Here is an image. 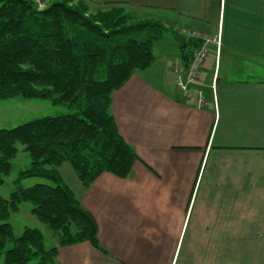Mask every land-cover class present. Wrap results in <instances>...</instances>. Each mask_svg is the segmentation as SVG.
Listing matches in <instances>:
<instances>
[{
    "label": "crops",
    "instance_id": "obj_1",
    "mask_svg": "<svg viewBox=\"0 0 264 264\" xmlns=\"http://www.w3.org/2000/svg\"><path fill=\"white\" fill-rule=\"evenodd\" d=\"M74 1L119 4L170 32L151 66L112 95L119 132L140 159L130 175L106 172L85 188L69 163L59 168L96 220L101 249L56 243L57 261L264 264V0ZM192 32L219 44L208 45L186 98L175 64L187 65L186 44L190 56L200 46Z\"/></svg>",
    "mask_w": 264,
    "mask_h": 264
},
{
    "label": "trees",
    "instance_id": "obj_2",
    "mask_svg": "<svg viewBox=\"0 0 264 264\" xmlns=\"http://www.w3.org/2000/svg\"><path fill=\"white\" fill-rule=\"evenodd\" d=\"M72 2L57 0L39 10L34 0H0V100L47 99L71 111L0 130V187L11 175L19 145L32 163L17 181H47L0 196V264H61L58 245L84 241L101 249L96 220L59 168L69 163L87 188L106 172L127 178L140 160L119 132L112 95L151 66L154 44L170 30L154 19L135 21L119 4L89 16L88 2ZM187 47L182 55L188 65ZM23 203L32 205L58 245L48 248L36 228L14 235L10 218Z\"/></svg>",
    "mask_w": 264,
    "mask_h": 264
},
{
    "label": "rangeland",
    "instance_id": "obj_3",
    "mask_svg": "<svg viewBox=\"0 0 264 264\" xmlns=\"http://www.w3.org/2000/svg\"><path fill=\"white\" fill-rule=\"evenodd\" d=\"M54 1L34 0L39 10L46 8ZM80 2L82 1L75 2L73 0L71 4L76 6ZM89 6V12L87 13L89 16H93L99 10L106 8L104 6H94L93 4H89ZM124 11L126 14L134 17L135 21L145 20L144 17L140 16L142 14L136 13V10L132 12L131 9L125 8ZM163 48H165V45ZM68 113H71V111L67 107L54 105L47 99H27L22 97L3 99L0 100V130L14 128L46 116H60ZM18 148L19 152L15 159L12 160L11 175L5 179V184L0 187V196L3 198H9L18 189L31 187L38 183H47L46 180L41 178H26L17 181L19 172L28 169L32 163V158L28 152L24 151V146L19 145ZM31 209L32 205L30 203H23L20 205L19 211L11 215L10 223L12 224L14 235L16 237L20 236L27 227L36 228L44 234L46 246L48 248L53 247L56 243L54 233L39 222L37 217L31 212ZM8 247H11V245L9 244Z\"/></svg>",
    "mask_w": 264,
    "mask_h": 264
},
{
    "label": "built area",
    "instance_id": "obj_4",
    "mask_svg": "<svg viewBox=\"0 0 264 264\" xmlns=\"http://www.w3.org/2000/svg\"><path fill=\"white\" fill-rule=\"evenodd\" d=\"M190 36L192 39L199 40L201 42L200 46L193 53L188 65H185L182 62H177L175 64L176 83L186 98L192 96V88L197 85L199 74L209 57L210 51L208 45L214 42L219 44L218 39L211 38L204 34L192 32ZM198 105L200 108H203L205 105V99L202 95L199 97Z\"/></svg>",
    "mask_w": 264,
    "mask_h": 264
},
{
    "label": "water",
    "instance_id": "obj_5",
    "mask_svg": "<svg viewBox=\"0 0 264 264\" xmlns=\"http://www.w3.org/2000/svg\"><path fill=\"white\" fill-rule=\"evenodd\" d=\"M174 38L178 43L181 44L182 47L186 44V41L181 34H176Z\"/></svg>",
    "mask_w": 264,
    "mask_h": 264
}]
</instances>
